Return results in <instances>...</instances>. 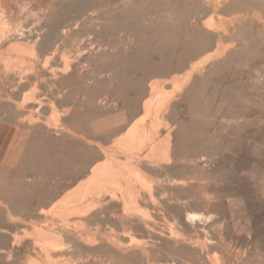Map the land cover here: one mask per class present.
Returning a JSON list of instances; mask_svg holds the SVG:
<instances>
[{"label":"rangeland","instance_id":"rangeland-1","mask_svg":"<svg viewBox=\"0 0 264 264\" xmlns=\"http://www.w3.org/2000/svg\"><path fill=\"white\" fill-rule=\"evenodd\" d=\"M44 1L22 20V37L16 10L0 0V264H264V0H98L65 38L61 27L79 15L72 0ZM61 8L66 20L49 34ZM197 65L165 117L174 149L179 129L195 123L201 145L173 153L160 179L146 174L142 221L124 217L109 187L96 197L110 206L105 219L72 213L63 200L105 163L102 148L124 156L112 143L150 125L152 85L171 93L174 77Z\"/></svg>","mask_w":264,"mask_h":264},{"label":"bare ground","instance_id":"bare-ground-1","mask_svg":"<svg viewBox=\"0 0 264 264\" xmlns=\"http://www.w3.org/2000/svg\"><path fill=\"white\" fill-rule=\"evenodd\" d=\"M8 1L12 5L11 7L16 10L15 14L18 18L17 26H19V28H17V29L20 32V35L22 37H24L26 35V33L24 30L25 26L23 27L22 20L24 18L36 16L38 13L45 11L46 3L44 0H29V1L28 0L27 1L26 0H8ZM95 1H98V0H72V8L76 9V11L79 13V15L77 16L76 20L72 24H70L69 26H66L67 24L66 25L63 24V26H62V23H64L66 20V16H67L66 12L68 10L66 11L65 9H63L64 7L57 10L55 13V15H56L55 19L52 22H50V24L48 25L49 34L56 33L58 28L60 26H62L61 27L62 28L61 35L64 38L67 37L68 34L70 33L69 28L74 27V25H76V22H79V20L81 18L86 16V14L90 11L91 5ZM142 1H143V4L148 5V6L151 3L150 0H142ZM2 2H4V1H2ZM179 2H181V1H179ZM179 2L177 4L178 6L184 5L183 3H179ZM131 3H129V4H131ZM152 3H153L152 5H154V4L158 3V1L157 2L153 1ZM0 4H1V2H0ZM97 4H99V3H97ZM160 5H161V3H160ZM1 14H3V13H1ZM160 19H161V17H160ZM134 25H136V24H134ZM132 28L134 29L133 26H132ZM136 29H138V28H136ZM70 35H71V33H70ZM80 36L82 38L84 37V35H80ZM63 41H64V39H63ZM59 42H60V40H59ZM64 42H65V44H67V42L72 43L73 41L71 42L70 39L69 40L65 39ZM105 45H107V44H105ZM55 47H56V51H57L59 49L58 41L56 42ZM12 48L15 51L23 52L25 54L29 53L33 57H35V55H36V51L34 48L24 47V46L19 45V44L13 45ZM78 52H79V50H78ZM220 54H223V53L218 52L216 55H220ZM213 56H215V55H212V56L206 58L201 64H205V63L209 62V60ZM71 65L68 62L66 63L67 74H69V72L72 69ZM111 69H112V67H111ZM111 69L110 70L104 69V71L100 72V74H102L104 72L111 71ZM197 69H198V65L193 68L192 72L188 76H186V77H184V76L183 77H178V76L174 77L173 82H174V89L175 90L171 93L165 91L163 88H160L157 84L152 85V91H153V94L157 100V103L155 104L154 101H152V102L150 101L146 105V112L147 113H146L145 118L150 119V125L149 126H142L140 124H138L137 126H129L128 125L129 128L127 130L126 136L121 138V139H118L117 141L112 143L113 145L116 146L115 148H119V150L121 151L120 153H123L124 156H120L114 150H107V149L102 148L105 163L103 165L95 168L90 173L91 176L89 177V179L86 182L82 183L78 188H75L76 190L73 191L71 194L69 193L67 198L65 200H63L64 202H66L68 204L75 205L74 208L72 207V209L74 210V212L72 211V213L77 214L80 217L92 214L93 219H96L97 217H102V218L105 217L106 218L108 216L110 206L101 205L100 201H98L96 199V197L102 195V192L109 187L112 189L111 200L115 201V200H118V198L123 200V202L125 204V207L123 210L124 211V217H130L132 219H135V217L138 218L137 215L142 213L143 209H144L142 207V204H144V205H145V203L147 204L149 201V198L152 197L151 181H150L149 177H147L146 174L155 176L156 178L160 179L166 172H170L175 168L173 166L172 167L170 166V164L173 160V156H172L173 153L175 155L181 156L184 154L185 148L189 147L190 144L200 143V145H201L202 131H204L205 129L203 130V128H202L203 126L195 123L194 126L193 127L191 126L192 128H190L188 130L181 129V128L179 129L180 135H179V139L177 140V147H175V149H174L172 146V143H173V140H172L173 126L170 125V122L168 121L169 119L167 120L166 119L167 117H165V115H166L165 113L167 112V110L169 108L168 106L170 104V101L173 100V98L175 96L174 93L184 89V86L187 85L188 82L190 81L192 73ZM95 78H97V77H95ZM124 83H125V81H124ZM191 109L193 111H195V106L193 104L191 105ZM47 129H48V131H47L48 134L54 133L57 130V129L52 128V127H47ZM163 129L167 130V135H166L165 139H160L159 135ZM143 153L145 156L143 158H141L140 156ZM176 159H177V157H176ZM174 164H172V165H174ZM144 172H146V173H144ZM61 203H60V205H61ZM18 205H19V202H18V200H16L14 202L13 206L17 207ZM0 206H2L1 201H0ZM9 206L6 205L7 215L10 218L11 222L12 221L15 222L16 218L14 217V214L11 211ZM93 208H95V209L92 210ZM2 211H0V217L2 215L1 214ZM70 211H71V209H70ZM70 211L69 210H62L60 213L62 215H68L70 213ZM190 217L193 219H197L200 217V215L199 214H191ZM138 219H140V218H138ZM146 223H147V221H146ZM36 234H37L38 240H41L42 243H46L53 248H58L59 246H61L60 241H58L56 238L50 237L49 235L45 234L41 230H36ZM109 245H110V247L113 246L112 244H109Z\"/></svg>","mask_w":264,"mask_h":264}]
</instances>
